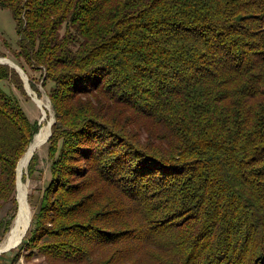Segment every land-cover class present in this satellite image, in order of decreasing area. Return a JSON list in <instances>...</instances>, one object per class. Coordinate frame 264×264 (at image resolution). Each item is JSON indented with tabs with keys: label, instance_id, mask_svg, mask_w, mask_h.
I'll list each match as a JSON object with an SVG mask.
<instances>
[{
	"label": "trees",
	"instance_id": "obj_1",
	"mask_svg": "<svg viewBox=\"0 0 264 264\" xmlns=\"http://www.w3.org/2000/svg\"><path fill=\"white\" fill-rule=\"evenodd\" d=\"M39 74L49 180L12 262L264 264V0H0ZM1 52V51H0ZM2 53H0V56ZM0 64V242L40 129ZM39 157L27 166L36 178ZM1 256H4L3 254Z\"/></svg>",
	"mask_w": 264,
	"mask_h": 264
},
{
	"label": "rangeland",
	"instance_id": "obj_2",
	"mask_svg": "<svg viewBox=\"0 0 264 264\" xmlns=\"http://www.w3.org/2000/svg\"><path fill=\"white\" fill-rule=\"evenodd\" d=\"M17 41H18V37H17L16 31H15V22L12 18L11 12L9 10L0 9V51H1L0 53H2V55L0 56L1 59L7 58L9 61L14 63L12 60V53L14 50L17 49ZM14 64L23 71V69L20 66H18L16 63H14ZM29 73L35 79L34 85H35L38 93L33 91L32 87H31V83L29 82V78L24 72V75L20 76L19 73H18V75L22 79L24 91L26 92L28 98L22 97L20 94H18V96H19L21 105H22L23 109L25 110L29 119L31 121L39 122L41 120V118H43V114H42L41 109L33 101L29 90H32L33 92H35V94L38 97H40V99H46L49 102L50 106H51V103H50L49 97L47 95V91H46L45 87L42 85V79H40L39 74H35L33 72L32 73L29 72ZM51 116H53V118H54L52 107H51V111H48V114H47L48 118H51ZM40 126H41V124H40ZM34 154H37L39 157V161H40L39 170L40 171L37 172L36 178L30 179V178H28V173H27V169H26L24 172V175L22 177V182L27 187V203H28V195L33 194L35 196V198L37 199L40 196L43 188L47 185L48 180H49V170H48L49 162L47 159V144L44 143L42 146H40V148ZM28 206H29L30 213L32 216L33 215V209H32V207H30L29 204H28ZM9 207H10V205H6L4 207V209L0 213V218H2L6 214ZM13 222H14V220H13ZM13 222H12V224H13ZM7 234H6V236H7ZM6 236L2 240V242H0V245L5 241ZM19 247H21V243L18 245V247H15V248L7 251L6 253H3L4 256H1L2 255L1 254L0 255V264H9L10 258L13 257L12 251H15ZM20 263L38 264V263H40V261L35 259V260L30 261V262H27L23 259Z\"/></svg>",
	"mask_w": 264,
	"mask_h": 264
},
{
	"label": "bare ground",
	"instance_id": "obj_3",
	"mask_svg": "<svg viewBox=\"0 0 264 264\" xmlns=\"http://www.w3.org/2000/svg\"><path fill=\"white\" fill-rule=\"evenodd\" d=\"M5 62H8L12 66H16L14 63L9 61L7 58L3 59ZM19 68V67H18ZM33 101L37 104V106L41 109L43 118H41L40 129L38 133L35 135L34 140L31 142L29 150L25 153V155L20 159L17 166V201H18V210L14 222L8 232L5 241L0 245V251L6 250L9 251L21 243L24 235L29 228L31 221V213L27 203V187L22 182V177L24 175L25 170L27 169L28 163L34 153L42 146L45 140L48 138L51 132V122L53 121V116L51 118L47 117L48 111H51V106L46 99H40L35 92L29 90Z\"/></svg>",
	"mask_w": 264,
	"mask_h": 264
},
{
	"label": "water",
	"instance_id": "obj_4",
	"mask_svg": "<svg viewBox=\"0 0 264 264\" xmlns=\"http://www.w3.org/2000/svg\"><path fill=\"white\" fill-rule=\"evenodd\" d=\"M0 64H8L11 68L15 69V70L20 74V76L24 75V72H23L20 68H18L17 66H15V67L12 66L11 64H9L8 62H5V61H4L3 59H1V58H0ZM52 120H53V121L51 122V126H52V124L55 122V121H54V118H53ZM38 124H39V125L41 124L40 121L38 122ZM51 126H50V127H51ZM50 136H51V132H50V135L48 136V138L45 140L44 143H46V142L48 141V139L50 138ZM34 137H35V135H34ZM34 137H33L32 141L34 140ZM32 141H31V142H32ZM44 143H43V144H44ZM30 144H31V143H30ZM30 144H29V146H28L26 152L29 150ZM43 144H42V145H43ZM39 147H40V146H39ZM26 152H25V153H26ZM24 155H25V154H24ZM24 155H23V156H24ZM19 161H20V160H19ZM19 161H18V163H19ZM17 166H18V164H17ZM16 171H17V168H16ZM17 184H18V181L16 180V189H17ZM16 200H17V197H16ZM17 203H18V201H17ZM27 230H28V229H27ZM26 232H27V231H26ZM25 235H26V233H25ZM25 235H24V236H25ZM6 252H7L6 250H2V251H0V255L3 254V253H6Z\"/></svg>",
	"mask_w": 264,
	"mask_h": 264
},
{
	"label": "crops",
	"instance_id": "obj_5",
	"mask_svg": "<svg viewBox=\"0 0 264 264\" xmlns=\"http://www.w3.org/2000/svg\"><path fill=\"white\" fill-rule=\"evenodd\" d=\"M12 259H13V257L10 258V260H9V264H23V263H20V262L23 260L22 257H20V259H19L18 261H15V262H12V263H11V260H12Z\"/></svg>",
	"mask_w": 264,
	"mask_h": 264
}]
</instances>
